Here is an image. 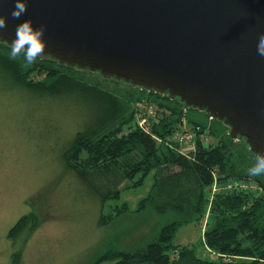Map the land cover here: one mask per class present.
Returning <instances> with one entry per match:
<instances>
[{"label":"trees","instance_id":"16d2710c","mask_svg":"<svg viewBox=\"0 0 264 264\" xmlns=\"http://www.w3.org/2000/svg\"><path fill=\"white\" fill-rule=\"evenodd\" d=\"M0 56L9 61L14 79L32 89L85 94L98 100V120L77 133L64 160L100 197L102 208L118 200L123 191L142 186L154 172L152 190L135 211L124 203L113 207L109 215L102 212L100 223L106 225L124 215L149 210L168 222L143 247L116 251L110 246L93 264H264V177L248 175L255 160L235 145L230 128L223 122L187 108L178 98L134 87L124 80L112 78L116 86L124 87L110 91L90 80L93 73L89 70L41 57L27 64L23 54L12 59L5 43H0ZM35 76L41 79L33 80ZM145 106L154 107L155 114L141 127ZM190 131L198 136L195 149L182 153L175 133ZM201 134L210 136L213 143H204ZM214 175L219 182H256L263 192L258 196L222 192L212 197ZM28 219L25 216L17 222L10 238ZM191 223L204 224L202 242L212 258L199 256L192 246L173 244L177 231Z\"/></svg>","mask_w":264,"mask_h":264},{"label":"water","instance_id":"95a60500","mask_svg":"<svg viewBox=\"0 0 264 264\" xmlns=\"http://www.w3.org/2000/svg\"><path fill=\"white\" fill-rule=\"evenodd\" d=\"M0 0V43L30 19L43 26L42 59L180 99L264 155V0Z\"/></svg>","mask_w":264,"mask_h":264},{"label":"rangeland","instance_id":"374dc122","mask_svg":"<svg viewBox=\"0 0 264 264\" xmlns=\"http://www.w3.org/2000/svg\"><path fill=\"white\" fill-rule=\"evenodd\" d=\"M8 64L0 56V264H93L110 246L116 251L143 247L166 217L149 210L102 225L100 216L124 203L135 211L152 190L154 172L102 208L100 197L64 160L77 133L98 120L100 103L85 94L32 89L14 79ZM89 79L105 90L124 87L97 73ZM233 140L255 160L244 140ZM25 216L31 219L10 238ZM203 227L182 226L173 244L212 258L202 242Z\"/></svg>","mask_w":264,"mask_h":264},{"label":"clouds","instance_id":"9594fccd","mask_svg":"<svg viewBox=\"0 0 264 264\" xmlns=\"http://www.w3.org/2000/svg\"><path fill=\"white\" fill-rule=\"evenodd\" d=\"M28 8L26 0H15L11 16L19 20ZM7 27V17L0 16V29ZM45 28L35 27L30 19H25L16 27V37L9 43L10 58L16 59L23 54L27 64L34 63L37 58L42 57L46 48L43 39ZM257 54L264 57V34L259 35L257 43ZM250 177H264V155L257 153L254 164L248 169Z\"/></svg>","mask_w":264,"mask_h":264},{"label":"built area","instance_id":"2783aa9c","mask_svg":"<svg viewBox=\"0 0 264 264\" xmlns=\"http://www.w3.org/2000/svg\"><path fill=\"white\" fill-rule=\"evenodd\" d=\"M155 108L152 106H145L142 116L139 120V125L141 127H145L148 124L149 118L154 116ZM197 134L190 131L186 133H175L174 140L181 147L182 153H188L195 149ZM200 138L204 141V143L212 144L213 141L210 136L206 134H201ZM222 192H249L258 196L263 192L261 186L253 181L241 180V181H223L219 182V180L214 175L213 183L211 185V196H216ZM227 261H230L227 260Z\"/></svg>","mask_w":264,"mask_h":264}]
</instances>
